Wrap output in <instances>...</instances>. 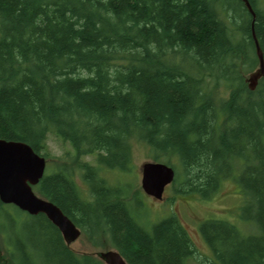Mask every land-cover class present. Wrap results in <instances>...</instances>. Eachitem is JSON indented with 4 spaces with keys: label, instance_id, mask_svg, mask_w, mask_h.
Returning a JSON list of instances; mask_svg holds the SVG:
<instances>
[{
    "label": "trees",
    "instance_id": "trees-1",
    "mask_svg": "<svg viewBox=\"0 0 264 264\" xmlns=\"http://www.w3.org/2000/svg\"><path fill=\"white\" fill-rule=\"evenodd\" d=\"M248 2L253 19L240 0H0V139L43 157L49 136L71 146V170L59 165L32 189L92 245L101 235L128 264L194 255L175 216L142 227L139 194L100 176L132 169L134 138L179 172L176 195L207 199L237 183L239 218L254 230L202 222L206 264H264V78L249 90L237 66L257 67L251 31L264 58V11ZM213 73L226 96L205 81ZM83 155L93 163H74ZM0 219L9 264H103L75 255L43 214L0 203Z\"/></svg>",
    "mask_w": 264,
    "mask_h": 264
},
{
    "label": "rangeland",
    "instance_id": "rangeland-1",
    "mask_svg": "<svg viewBox=\"0 0 264 264\" xmlns=\"http://www.w3.org/2000/svg\"><path fill=\"white\" fill-rule=\"evenodd\" d=\"M258 7L264 11V0H258ZM237 66L238 73H240L246 87L249 75L257 67L252 71H246L242 68V63L239 62ZM214 72L217 73V69H215ZM205 81L209 84H214V93H216V95L226 96V93H222L225 91V86L220 79H216V74H207ZM46 144L47 155L44 157V174L56 170L55 167L59 165H65L71 170L70 167L74 165L73 160L71 159L72 154L75 156L74 150L71 149V146L66 142L56 139L54 136H49ZM128 144L131 153L130 158L132 169L129 172H122L118 169L106 170L100 172V176L107 181L108 184H121L120 187L123 190L130 187L129 196L135 192L139 194L136 201L141 204L136 211L139 213V217L144 213L141 220L145 226L149 227L152 223H156L170 215L177 218L178 222L187 232L194 249V255L188 259L186 264H206V261L212 258L210 250L199 232L200 224L206 220H224L233 226H236L245 235L253 232L254 227L248 223L242 222L239 218L245 201L233 178L222 180L214 194L207 199H202L197 194L176 195L173 187H178L177 180L181 176L179 172H176L180 169L174 168L176 169L175 175H177L174 185H168L163 192V198L161 200H156L152 197L146 196L140 187V166L145 162H153L151 152L148 146L138 139L132 138L128 141ZM170 159V162L176 165V159L173 157ZM74 160H76L74 163H93V157L90 155L74 157ZM73 178L78 188L86 194V184L81 180L80 173H74ZM96 241L99 246L92 245L81 232L79 237L71 242L68 247L77 256L89 255L94 259L99 260L95 254L100 251L111 250V247L108 246L107 240L101 235L96 237ZM0 261L3 264H9L1 236Z\"/></svg>",
    "mask_w": 264,
    "mask_h": 264
},
{
    "label": "water",
    "instance_id": "water-1",
    "mask_svg": "<svg viewBox=\"0 0 264 264\" xmlns=\"http://www.w3.org/2000/svg\"><path fill=\"white\" fill-rule=\"evenodd\" d=\"M252 18L254 13L246 0H242ZM252 30V29H251ZM257 58V68L249 75L247 86L254 90L260 78H264V59L257 40L251 31ZM45 159L27 144L0 139V203L13 205L20 211L35 216L43 214L60 232L68 246L75 241L80 230L52 202L39 197L32 189L44 175ZM142 192L156 200L163 198L165 188L174 180L172 167L161 162H145L140 166ZM95 256L103 264H128L116 250L100 251Z\"/></svg>",
    "mask_w": 264,
    "mask_h": 264
},
{
    "label": "bare ground",
    "instance_id": "bare-ground-1",
    "mask_svg": "<svg viewBox=\"0 0 264 264\" xmlns=\"http://www.w3.org/2000/svg\"><path fill=\"white\" fill-rule=\"evenodd\" d=\"M241 1V3H242V5H243V7L245 8V10L248 12V14L250 15V17L252 18V16H251V14L249 13V11L247 10V8H246V6H245V3L242 1V0H240ZM258 1V0H257ZM246 2H247V4L249 5V7H250V9L252 10V12H253V9H252V7H251V5H250V3L248 2V0H246ZM216 7H218L217 5H215ZM219 8V7H218ZM254 13V12H253ZM253 19V18H252ZM256 55V54H255ZM257 59V58H256ZM264 59V58H263ZM257 64H258V62H257ZM261 79V78H260ZM248 87V86H247ZM55 205V204H54ZM56 206V205H55ZM141 217L142 216H140V218H139V220H138V217L136 218V221H137V223L139 224V225H141L142 227H144L143 225V222H142V220H141ZM77 227V226H76ZM78 228V227H77ZM79 229V228H78ZM80 230V229H79ZM81 232V231H80ZM26 247L27 248H29L30 246H29V243L27 242V244H26ZM30 249V248H29Z\"/></svg>",
    "mask_w": 264,
    "mask_h": 264
}]
</instances>
